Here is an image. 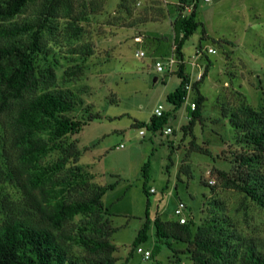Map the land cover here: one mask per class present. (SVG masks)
<instances>
[{
  "label": "rangeland",
  "instance_id": "obj_1",
  "mask_svg": "<svg viewBox=\"0 0 264 264\" xmlns=\"http://www.w3.org/2000/svg\"><path fill=\"white\" fill-rule=\"evenodd\" d=\"M101 1L103 11L80 24V31L69 28L65 20L54 21V32H47L45 39L60 59L59 85L79 93L81 102L69 115L86 122L73 136L81 151L80 165L98 185L113 186L103 202L117 229L111 241L118 248L115 256L119 263L129 259V264H172L180 256L183 264H192L187 255H178L167 245L156 243L155 219L177 221L175 210L180 203L186 206L185 217L198 226L211 216L208 208L214 198L223 203L224 212L244 234H264V210L242 194L225 189L217 173L235 170L236 156L253 151L238 141L245 129L235 130L231 115L237 113L245 122L241 114L245 107L264 115V0H212L211 4L200 0L197 20L202 26L183 48L189 75L196 77L200 69H209L199 88L206 97L203 119L193 135L182 130L189 122L190 102L175 111L167 99L181 82L173 72L176 66L169 67L175 54L172 22L178 16L179 0H138L136 4L137 0ZM122 3L135 4L132 16L122 9ZM32 12L30 9L17 21L29 19ZM144 14L148 20H142ZM189 14L185 12V16ZM137 19L133 27H122ZM136 36L144 42L137 43ZM210 48L216 53H208ZM87 49L94 53L90 58L84 56ZM142 51L146 56L137 57ZM200 51L203 55L197 56ZM71 59L85 67L80 79L64 75L69 66L76 64ZM157 62L164 64V72L157 71ZM192 62L198 67L193 68ZM193 96L196 93L191 94V100ZM159 106L171 112L164 129L170 126L174 133L165 135L134 126L137 122L149 123ZM141 130L146 131L145 136L140 135ZM192 141L209 153L193 151ZM149 160L151 170L146 183L142 169ZM210 181H214L215 193ZM148 200L152 227L149 240L141 247L155 253L156 260H145L137 250L130 257L146 222ZM172 245L177 251L186 249L184 244Z\"/></svg>",
  "mask_w": 264,
  "mask_h": 264
},
{
  "label": "trees",
  "instance_id": "obj_2",
  "mask_svg": "<svg viewBox=\"0 0 264 264\" xmlns=\"http://www.w3.org/2000/svg\"><path fill=\"white\" fill-rule=\"evenodd\" d=\"M80 2L0 0V264L130 263L129 259L119 263L115 256L118 248L111 241L117 229L111 224L103 198L113 186L98 185L80 165L81 151L73 136L86 122L69 115L81 102L79 93L59 85L60 59L45 39L47 32H54V21L65 20L69 28L80 31V24L103 11L101 0ZM135 4L122 3V9L132 16ZM188 7L192 10L185 16ZM199 7L200 0H180L178 16L172 22L174 52L180 60L174 73L181 82L167 99L175 111L186 103L190 75L183 48L202 26L197 20ZM30 9L33 12L29 19L17 21ZM145 15H141L142 20H148ZM139 19L122 27H133ZM112 22L116 21L109 24ZM86 51L85 57L93 56L92 51ZM71 61L76 64L69 66L64 75L80 79L85 67L77 59ZM208 71L207 67L203 80L193 83L196 97L192 101L197 107L194 111L187 109L190 120L182 127L185 134L193 135L203 119L206 97L199 88ZM224 113L227 117V110ZM241 114L245 122L237 113L231 115L230 122L235 130L245 129L238 141L253 151L236 156L235 170H217L218 178L225 189L242 194L264 210V115L252 107H245ZM171 118V112H166L160 118L153 116L149 123L137 122L134 126L159 132ZM191 147L193 151L209 153L195 141ZM170 161L172 164L171 156ZM142 170L147 183L150 160ZM209 186L215 193L216 187ZM9 188L16 194L6 190ZM145 192L149 195L147 189ZM210 206L211 216L198 226L191 220L181 224L178 220L156 218V243L167 245L178 255H187L192 264H264V234H244L224 212L223 203L213 198ZM149 208L148 200L146 222L130 257L149 240ZM172 243L184 244L186 249L177 251ZM156 257L152 252L151 258ZM172 264H183V259L178 256Z\"/></svg>",
  "mask_w": 264,
  "mask_h": 264
},
{
  "label": "built area",
  "instance_id": "obj_3",
  "mask_svg": "<svg viewBox=\"0 0 264 264\" xmlns=\"http://www.w3.org/2000/svg\"><path fill=\"white\" fill-rule=\"evenodd\" d=\"M206 3L208 4H211L212 3V0H204ZM192 10V7H188L186 9V11H189L191 12ZM136 41L137 42H140L141 41V38L140 37H137L136 38ZM175 49V48H174ZM208 53H212V54H215L216 53V50L213 49V48H210L208 50ZM203 55V52L200 51V52H197V56H202ZM137 57H145L146 54L145 52H140V53H137L136 54ZM180 63V60H178V58L176 57V55L174 54L173 55V58L169 60V67L172 69L174 66L177 67V65ZM156 67H157V71L158 72H164L165 71V66L163 63L161 62H157L156 63ZM192 67L195 68V67H198V64H195V62H192ZM174 72V71H173ZM204 74H205V71L203 69H200L196 75V77L194 75H190V83L187 84L186 86V90H187V96H186V103L187 102H190V105L188 107L191 108L192 111H194L196 109V103L194 101L191 100V94L193 92V83L194 82H199L201 80H203L204 78ZM193 76V77H192ZM164 113H166V111L164 110L163 106H159L158 108L155 109V112H154V117H157V118H160L164 115ZM188 120H190L189 116H188ZM162 133L165 134V135H171L172 133H174V130L172 127H167L166 129H163L162 130ZM140 135L141 136H145L146 135V131L145 130H141L140 131ZM123 147V146H122ZM210 184L214 185V181H210ZM152 192H155L154 189H152ZM186 209V206L183 204V203H180V205L178 206V208L175 210V214L176 216L179 218L178 221L181 223V224H185L187 223L188 219L185 217L184 215V211ZM137 253L139 254H142L144 259L145 260H149L152 256V253L151 251L149 250H144L141 246L138 247L137 249Z\"/></svg>",
  "mask_w": 264,
  "mask_h": 264
},
{
  "label": "crops",
  "instance_id": "obj_4",
  "mask_svg": "<svg viewBox=\"0 0 264 264\" xmlns=\"http://www.w3.org/2000/svg\"><path fill=\"white\" fill-rule=\"evenodd\" d=\"M219 1H221V0H219ZM177 3V6L179 5V3H180V0H179V2H176ZM188 13H190L189 11H188ZM137 37H140V36H136V38ZM136 38H135V41H136ZM141 38V41L140 42H137V43H143L144 42V40H143V38L142 37H140ZM157 79V78H156Z\"/></svg>",
  "mask_w": 264,
  "mask_h": 264
},
{
  "label": "water",
  "instance_id": "obj_5",
  "mask_svg": "<svg viewBox=\"0 0 264 264\" xmlns=\"http://www.w3.org/2000/svg\"><path fill=\"white\" fill-rule=\"evenodd\" d=\"M155 81H157V79H155Z\"/></svg>",
  "mask_w": 264,
  "mask_h": 264
}]
</instances>
